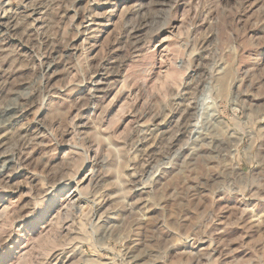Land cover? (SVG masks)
Returning <instances> with one entry per match:
<instances>
[{
  "label": "rangeland",
  "instance_id": "rangeland-1",
  "mask_svg": "<svg viewBox=\"0 0 264 264\" xmlns=\"http://www.w3.org/2000/svg\"><path fill=\"white\" fill-rule=\"evenodd\" d=\"M0 264H264V0H0Z\"/></svg>",
  "mask_w": 264,
  "mask_h": 264
}]
</instances>
